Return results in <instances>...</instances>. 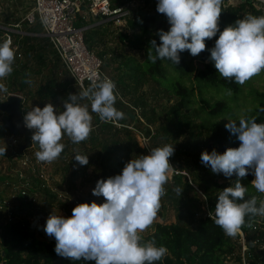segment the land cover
I'll use <instances>...</instances> for the list:
<instances>
[{"label":"clouds","instance_id":"obj_1","mask_svg":"<svg viewBox=\"0 0 264 264\" xmlns=\"http://www.w3.org/2000/svg\"><path fill=\"white\" fill-rule=\"evenodd\" d=\"M222 5L223 0H158L157 12L166 16L170 28L156 33L159 43L156 39L150 40L147 59L153 64L167 59L179 65L182 52L198 56L207 49L206 40L219 33L210 49V60L217 72L239 85L260 74L264 71V16L246 15L221 31ZM16 58L10 39L0 43V81L13 72ZM7 91L6 85L0 83V92ZM116 99V84L105 77L92 79L78 93H69L63 100L62 111H57L51 103L27 111L24 121L28 129L34 130L31 139L38 143L37 161L57 160L65 148L61 142L65 135L76 144L87 140L93 129L91 113L106 123L124 119L125 114L115 107ZM84 100L90 102L91 112L89 104L81 103ZM227 120L225 128L238 139L239 147H230L223 154L216 150L204 151L201 162L215 174L237 177L234 186L220 191L214 215L209 212L225 235L234 238L245 225L247 216L264 217V200L259 206L255 196L245 200L247 188L241 183L251 172L255 177L252 185L264 194V123L244 116ZM6 151L7 147H0V156ZM174 151L171 145L153 148L149 154L127 162L122 173L100 179L92 194L102 196L104 203H80L72 209L70 217L50 214L43 231L55 239L56 254L95 264L162 261L168 255V248L157 246L154 239L142 242L141 234L153 224L166 194L164 186L173 168L170 157ZM74 159L80 166L89 163L88 156L76 154ZM174 191L181 195L183 189L177 187Z\"/></svg>","mask_w":264,"mask_h":264},{"label":"rangeland","instance_id":"obj_2","mask_svg":"<svg viewBox=\"0 0 264 264\" xmlns=\"http://www.w3.org/2000/svg\"><path fill=\"white\" fill-rule=\"evenodd\" d=\"M234 2L236 5L240 3L239 0H235ZM135 5V13L136 11L145 12L150 9V6H146L142 0H135ZM32 7L33 3L31 0H14V2L0 0V22L14 24L24 21L25 15ZM132 18L135 19V15ZM105 27L107 30L101 35L103 41L94 44L92 52L98 57L99 53H103L102 71L108 78L115 82L117 97L115 107L122 111L125 117L115 123H106L101 122L96 113H91L93 116L91 136H94V143L91 141V138H88L76 144V146H72L68 150L67 158L60 156L54 162L48 163L46 172L49 176V189L46 193L48 199L50 197L54 198L53 201L50 199L52 201L50 208L54 214L70 217L72 215V209L75 206L91 198L102 203L105 202L102 196H94L92 190L100 179L106 180L112 177V175L115 176L119 173L113 172L112 168L107 165L108 163L103 161V148L105 143L113 142L114 140L128 141L129 136L125 130L126 126L129 127L128 129H131L130 136L132 139H136L139 146L147 151V154L153 148L171 145L175 148L173 156L170 157V163L174 167L178 166L182 167L183 170L189 169L190 171L197 172L199 179L218 181L225 188L234 186L236 183L235 175L229 178L225 177L223 173H220V176H218V174L211 171L209 166H205L201 162L199 155L204 151L211 153L212 149L206 126L209 127L213 123H223L226 125L228 123L227 119L238 120L239 117H246L251 113L254 107L258 105L256 93L264 91V71L251 78L244 85H240V92L238 94L230 92L231 94L229 95V92L222 88L194 80L196 69L199 66L197 60L194 61L191 72L188 75L176 73L172 70L171 66H168L171 81L173 83L179 81L190 91L186 110H183L179 117H175L171 114V111L180 101V97L171 90H168L165 86L158 85L154 80L141 77L140 72L136 69V63L143 62L144 52L132 50L121 40L124 33H129L130 36H133L140 33L139 29L133 30L129 28V24L123 29H118L110 25H105ZM22 29L24 31L27 30V32L30 31L24 23H22ZM33 38L35 39V49L28 48L33 49L31 51L23 49L22 57L17 58L18 60L14 62V64L18 65L19 68L22 67V69L25 67V63L29 65V68L22 70L20 75H27L26 80L28 86L23 92L17 93L25 98L23 103L25 112L22 113L24 117L27 111H30L33 107L39 106L43 108L49 103L54 105L57 111H62L63 100L68 97V94H75L81 91L58 57L50 40L44 36H33ZM3 41L4 36L0 32V42L2 43ZM13 72L4 80L0 81V83L6 85L7 89L13 81ZM51 84L55 85L53 91L58 93L53 100L45 96L47 93L46 85ZM3 93L0 92V97H2ZM203 100H206L208 105L223 102L227 105V109L217 116H212L208 113V109L205 108ZM81 103L89 104V111L91 112L89 101L84 100ZM128 114H135L138 118L134 117V120H131ZM6 115L4 114L2 119L4 125L7 122L5 121ZM186 116L188 118H185ZM136 119L140 123H136ZM178 119L187 122L180 132L174 129L171 135L168 136L165 127L172 120L177 121ZM193 125H198L201 128H193ZM141 133L146 137V144L140 136ZM61 142L66 145L69 142L68 137L67 139H62ZM12 143L20 145L21 147L25 143L24 136L20 133L17 135L10 133L0 138V147H7L6 157L12 155L15 151V148L10 147ZM25 151L34 155L38 150L29 148ZM76 154L88 156V165L80 166L74 159ZM72 158L74 163L68 170H65L62 166L66 165L68 163L67 160ZM8 166H10L8 158L0 160V167L4 173H8ZM21 167V164H17L14 166V169ZM107 169L109 175L104 174V170ZM174 172L180 173L172 168L168 173V177L172 178L173 174H175ZM182 173L187 175L186 178L189 181L191 180L190 175L186 172ZM193 188L195 192H190L189 197L201 202L203 212H208L205 195L198 186L193 185ZM262 195V200H264V194ZM175 221L176 212L172 202H165L164 198H162L158 214L153 224L141 235L145 238L151 234L157 223H174ZM249 240L250 238L246 237V242ZM242 252L241 249V254Z\"/></svg>","mask_w":264,"mask_h":264},{"label":"trees","instance_id":"obj_3","mask_svg":"<svg viewBox=\"0 0 264 264\" xmlns=\"http://www.w3.org/2000/svg\"><path fill=\"white\" fill-rule=\"evenodd\" d=\"M131 0H112L113 5L125 4ZM146 6H150V9L141 12L136 11L135 19L129 21V28L139 29L140 33L130 36L129 33H124L121 40L124 41L132 50L144 52L143 62L136 63L137 71L140 72V76L145 79L149 78L154 80L158 85L165 86L168 90H171L177 96L180 97L178 104L172 108L171 114L175 117H179L183 110H186L190 91L187 87L183 86L179 81L173 83L169 76V67H172L176 73L188 75L191 72L193 63L198 61L199 66L196 69L194 80L198 82H205L207 85L222 88L228 92L238 94L240 92V85L234 81H229L223 78L214 66V62L210 60V49L215 45V40L218 39L219 33L216 37L206 40L207 49L193 57L189 51L182 52L180 64H174L170 60H157L155 64L147 59V53L149 48V42L152 39H156L159 43V37L156 33L163 29L169 30L170 25L167 22L166 16L157 12L156 0H142ZM235 0H223L222 14L220 17V29L221 31L229 26L234 25L238 19L244 18L246 15L264 16V12L261 9L255 7L250 0L240 1L236 5ZM94 21H85L80 18L79 25H90ZM35 31H41L40 26L32 28ZM107 28L105 25H95L90 27L84 33L85 43L87 47L92 51L94 44L102 42L101 36ZM101 36V37H100ZM34 38L26 36L21 42V49L33 50ZM1 43V42H0ZM33 48V49H28ZM27 53V52H26ZM155 54V53H153ZM29 56V55H28ZM30 57V56H29ZM99 57L103 59V53H99ZM18 58V57H17ZM16 58L15 61L18 59ZM208 61V63H206ZM28 63H25V67L22 69L18 65L14 64L13 81L8 88V91L13 94L23 92L28 86L27 75L20 76L22 70L28 69ZM20 85V86H19ZM47 93L45 96L48 99H55L58 95L54 92L55 85H46ZM79 88V87H78ZM80 89V88H79ZM258 105L254 107V110L246 117H255L257 123H264V91L256 93ZM205 108L208 109V113L212 116H217L227 109V105L223 102H217L213 105H208L206 100H203ZM22 111L25 112V108L22 106ZM129 119L134 120L135 114H128ZM9 118L5 117V121ZM185 118H188L186 116ZM137 120V119H136ZM187 121L183 122L181 119L177 121L172 120L170 124L165 127L166 134L171 135L174 129L180 132ZM136 123H140L139 120ZM4 124L0 126V138L5 134L9 135L7 128H4ZM126 126L125 130L129 136L128 141L114 140L113 142H107L103 148V161L108 163L113 172L122 173V170L127 162L131 159H136L140 155L146 154L147 151L139 146L136 139H132L130 136L131 129ZM193 128H201L198 125H193ZM209 133V140L212 146L211 152L216 150L218 153L223 154L228 148H237L240 145L238 139L233 136L229 130L225 128L223 123H213L209 127L206 126ZM94 143V136H89ZM63 139H67L65 135ZM69 142L65 145L64 151L60 156L63 158L68 157V150L72 146H76L70 138ZM5 157L7 156L4 155ZM201 158V155H199ZM11 159V156H8ZM68 163L62 167L68 170L74 163L73 158L67 160ZM175 171L180 173L173 174L172 178L168 179V185L164 186L166 194L162 197L165 202H172L173 208L176 212V221L174 223H157L154 231L142 237V242L148 240H155L157 246L163 245L168 248V255L162 260L156 262V264H264V248L259 249L261 244L264 246V232L257 234L252 231V225L257 222L259 216H247L245 218V225L242 227L246 237H249L248 245L250 247V253L244 257L241 254L242 244L239 234L237 236L229 237L225 235L224 231L217 226L213 219L210 218L209 212H214L215 204L217 202L218 195L221 190L225 188L224 185L218 181H205L199 179L197 172L190 171L189 169L183 170L182 167L175 166L170 163ZM186 172L191 176L189 181L185 174ZM104 174L109 175V171L104 170ZM113 176V175H112ZM220 176V174H218ZM5 175L0 173V183L4 181ZM236 177V176H235ZM237 179V177H236ZM254 175L251 172L241 181L243 186L247 188L244 199H250L255 196L257 198V206L262 200V194L259 193L252 185ZM193 185L199 187L206 197V203L208 212H203L202 203L195 201L189 197L190 192H195ZM179 187L183 189L182 194L178 195L174 189ZM49 194V193H48ZM52 200L54 198H51ZM100 201L91 198L85 202L91 203ZM242 202V201H238ZM52 202L49 201L44 204V210H47L51 206ZM24 219V218H23ZM26 219V217H25ZM259 235V236H258ZM260 239V245L254 244V240ZM56 241L54 238L49 240L39 239L33 230L28 227H24L21 221H15L7 225L0 224V264L5 262L6 264H95L94 261H72L67 258H63L55 252Z\"/></svg>","mask_w":264,"mask_h":264},{"label":"built area","instance_id":"obj_4","mask_svg":"<svg viewBox=\"0 0 264 264\" xmlns=\"http://www.w3.org/2000/svg\"><path fill=\"white\" fill-rule=\"evenodd\" d=\"M10 1L14 2V0ZM31 1L33 7L25 15L24 21L14 24L0 22V32L3 34L4 40L12 41V47L16 50L17 57H22L21 42L24 37L44 36L50 40L58 57L80 89L87 88L92 79L102 80L107 77L102 71L103 61L87 47L84 33L90 27L101 24L123 29L135 15V0L121 5H113L112 0ZM250 1L256 8L264 12V0ZM80 18L88 22L94 21V23L79 25ZM45 20H47L46 24ZM22 23L30 31H24ZM36 26H40L41 31L32 30ZM11 95L13 93L9 91L4 92L0 97V102H5ZM19 96L23 98L24 103L25 98L22 95ZM4 114L6 113L0 111V126L3 125ZM140 136L146 144V137L143 133ZM10 147L15 148V151L12 155H8L11 156L8 173H4L0 167L1 175L6 176L0 183V224L4 226L21 221L24 227L33 230L39 239L49 240L51 237L43 231L47 218L53 213L50 207L44 210V204L46 206L49 201L46 193L49 189V176L46 172L48 163L38 162L35 154L31 155L26 151L20 153V145L12 143ZM7 158L0 156V160ZM17 164H21L22 167L14 169ZM252 231L264 232V217L259 216L257 222L252 225ZM238 234L242 244V255L245 257L250 253V247L246 242L244 231L241 230ZM260 243V239L254 240L255 245H260ZM263 248L264 246L261 244L259 249Z\"/></svg>","mask_w":264,"mask_h":264},{"label":"water","instance_id":"obj_5","mask_svg":"<svg viewBox=\"0 0 264 264\" xmlns=\"http://www.w3.org/2000/svg\"><path fill=\"white\" fill-rule=\"evenodd\" d=\"M22 100L23 98L21 96L13 94L5 102H0V111L9 116L4 128H7L9 133L13 135L20 133L24 136L25 143L21 146L20 153L32 147L38 149V143H33L31 139L34 130L28 129L24 121ZM3 264L6 263L3 262Z\"/></svg>","mask_w":264,"mask_h":264},{"label":"crops","instance_id":"obj_6","mask_svg":"<svg viewBox=\"0 0 264 264\" xmlns=\"http://www.w3.org/2000/svg\"><path fill=\"white\" fill-rule=\"evenodd\" d=\"M106 26H108V25H106ZM49 196H50V195H49ZM51 198H52V197H50V199H51ZM53 200H54V199H53ZM53 200H52V201H53ZM52 201H51V202H52Z\"/></svg>","mask_w":264,"mask_h":264}]
</instances>
